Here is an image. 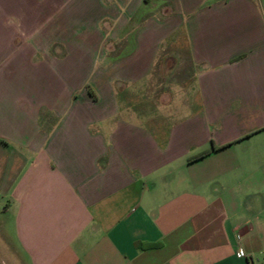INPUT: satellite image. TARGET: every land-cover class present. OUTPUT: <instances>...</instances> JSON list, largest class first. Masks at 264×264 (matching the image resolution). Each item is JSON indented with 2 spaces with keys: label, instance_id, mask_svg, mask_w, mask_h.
<instances>
[{
  "label": "crops",
  "instance_id": "crops-1",
  "mask_svg": "<svg viewBox=\"0 0 264 264\" xmlns=\"http://www.w3.org/2000/svg\"><path fill=\"white\" fill-rule=\"evenodd\" d=\"M0 264H264L259 0H0Z\"/></svg>",
  "mask_w": 264,
  "mask_h": 264
},
{
  "label": "rangeland",
  "instance_id": "rangeland-1",
  "mask_svg": "<svg viewBox=\"0 0 264 264\" xmlns=\"http://www.w3.org/2000/svg\"><path fill=\"white\" fill-rule=\"evenodd\" d=\"M259 1H260V5L263 7V10H264V0H259ZM144 10L145 9L141 10V13H144ZM74 12L78 13L77 8L74 9ZM152 14L154 16H156V17H159V19H161L163 17H167L169 15V12H168V9L166 8V5H163V6L159 7V8H157L156 10H154V12ZM65 16H67V13L66 12H65ZM148 16H151V15H148ZM144 19H146V18L143 17V20ZM134 20H135L134 19V16L131 17V21H129V25L127 26V32L134 30L135 27H137V26L139 27L141 25L142 21H143V20H138V22L135 23ZM104 27H107V26H104L102 23L99 24V29L101 31H103ZM113 43L114 42H110L109 40L108 41H104L102 43L103 49L105 48V54L103 56L100 55V57L96 56V59L97 58H100V60L99 59L96 60V64L106 65V64H108L110 62L111 59L114 58L113 56L116 54L117 49H118V46H120V43H118V45H114ZM122 43L124 44L125 42L123 41ZM56 50H57L56 45H53V44L50 45L49 46V50H48V55L51 56V57H53V58H56V59L62 58L64 55L63 54L56 53L55 52ZM86 59H87V57H86ZM71 60H73V61H71ZM83 60H85V59H82V57H78L76 59H74V57H73V59H72V57L69 55V58H67V61L64 64L65 66H63V69L65 70L67 67H73V65H75V64H78V65L84 64V61ZM15 72L17 73V70ZM174 73H171L172 74L170 76L171 79L174 78V77H176V73L175 74ZM76 74H79V73H76ZM74 80H75L74 82H76L78 80V75L75 76ZM167 87L168 86H164V85H162L161 87L160 86H157L156 89H155V95L158 96V97L163 96V95H166L167 96V94H168ZM82 89L85 90V91H87V93L89 94V96H91L92 98H95L96 97V93H95L94 88L91 87L87 81L81 83L80 87L78 89H75L74 90L73 95L76 96L78 94V91L79 90H82ZM178 100H179V98L173 99L172 102H171V104L169 105V111H170V114L171 115H172L171 110L174 109V107L177 106ZM178 106H180V105H178Z\"/></svg>",
  "mask_w": 264,
  "mask_h": 264
},
{
  "label": "trees",
  "instance_id": "trees-1",
  "mask_svg": "<svg viewBox=\"0 0 264 264\" xmlns=\"http://www.w3.org/2000/svg\"><path fill=\"white\" fill-rule=\"evenodd\" d=\"M147 0H143V2H146ZM204 154V152H202V153H200V155H203Z\"/></svg>",
  "mask_w": 264,
  "mask_h": 264
}]
</instances>
